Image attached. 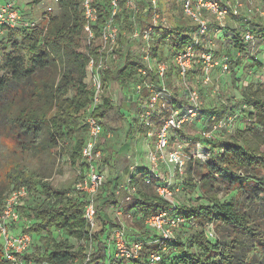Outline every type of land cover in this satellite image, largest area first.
I'll return each mask as SVG.
<instances>
[{
	"label": "trees",
	"instance_id": "obj_1",
	"mask_svg": "<svg viewBox=\"0 0 264 264\" xmlns=\"http://www.w3.org/2000/svg\"><path fill=\"white\" fill-rule=\"evenodd\" d=\"M57 1L59 10L56 14H47L49 16L46 25L38 23L33 27L7 28L0 38V43L4 44L0 48L2 53L6 52V45L10 47L0 61V70H3L0 76V109L8 117L13 130L20 129L12 137V142L16 147L19 146L22 153L29 152L39 156L50 153L53 148L62 147L71 164L75 165L86 139L84 109L92 97L91 90L83 81L85 66L89 56L96 57L99 26L108 15L109 7L107 0L97 3L99 17L94 26V39L91 46L85 45L82 51L85 35L81 0ZM123 2L124 0L121 4ZM128 13L129 10L123 7L117 16L124 31L132 28ZM244 26V31H251L248 26ZM255 29L258 35H264V27ZM180 34L176 33L172 45L173 53L188 41V35ZM231 34V38L236 41L231 46L234 52L246 51L248 44L243 43L242 33L232 31ZM257 64L260 65L259 62ZM139 65L141 63L137 60H127L122 68L115 71L113 77L125 84L134 79ZM111 73L109 69L105 70L104 82L112 78ZM250 89L251 85H246L240 100L246 106L241 110L246 112L250 125L236 129L234 138L223 144L217 141L211 144L210 140L203 139V142L209 144L208 157L205 160L189 161L186 165L189 181H184L185 188L190 192L196 187L199 188L200 198L203 197L204 191L209 192L206 195L208 202L199 204L196 209L179 204L173 209V213L186 217V222L181 224L180 229L187 232L186 240L194 251L186 250L184 239L177 235L168 250L161 252V260L157 264H188L192 260L198 264H264V256L262 260H257L253 256L255 253H250L254 248L253 238L256 233L254 225L249 224V215L240 212L232 202L234 190H242L248 184H252L256 194L264 193V175L258 172V168H264V91L259 88ZM178 101L180 100L175 99L177 106H183ZM112 109V102L104 95L102 103L94 108L92 115L101 122ZM226 109L223 106L221 109L208 107L200 109L199 114L213 124L224 116ZM233 112L230 109L231 115ZM45 128L48 134L42 137ZM147 174L148 171L137 181L133 179L137 187L136 193L123 206V209L130 212L141 224L147 216L170 207L165 199L153 191L150 186L152 184L144 182L143 178ZM9 177L8 191L3 194V190H0V204L12 188L24 185L29 191V197L18 207L27 221L23 231L39 232L42 235L40 238L43 239V250L26 255L28 259L31 258L40 264H117L112 263L113 255L105 250L112 223L107 226L106 222L109 224L110 221L101 219V229L90 233L82 213L86 202L85 195L64 196V192L52 189L45 179L48 177L46 173L42 174L37 170L26 174L19 169ZM219 182L227 184L230 192L234 193L233 196L219 200L217 192L213 190ZM105 186L109 192L99 196L101 208L96 209L99 218L106 205L118 204L114 199L113 189L116 186L111 177L107 178ZM40 196L42 198L39 199ZM31 198L34 203L29 202ZM196 219L204 224H215V229L219 226L217 221L224 226H232L238 229L241 236L224 243L216 237L215 243H212L203 228L198 230L190 225L192 221L198 226ZM56 232H64L69 237L84 240L86 243L93 242L95 250L90 254V258L84 261V248L74 246L67 240L57 239L54 236ZM128 236V233H125L128 246L138 240L143 242V246L137 257L125 262L120 261L118 264H148L149 254L156 249L151 243L154 235L136 234L131 239ZM262 240V237L258 238L257 244L262 247L263 252ZM3 263L0 249V264Z\"/></svg>",
	"mask_w": 264,
	"mask_h": 264
},
{
	"label": "rangeland",
	"instance_id": "obj_2",
	"mask_svg": "<svg viewBox=\"0 0 264 264\" xmlns=\"http://www.w3.org/2000/svg\"><path fill=\"white\" fill-rule=\"evenodd\" d=\"M132 1L135 2V0ZM224 1L225 0H218L221 5L224 4ZM228 2V13L225 16V19H223L225 25L227 26L226 28H222V30L219 31L217 28L218 19L216 16L206 13L211 26L209 27L207 35L204 37V41H211L215 59H219L223 54H228L231 57L229 70L222 72L218 66H214L209 72V82L207 84H203L202 82L204 67L200 63L197 64L194 70H192L188 75V81L190 84L199 88L201 109H206L208 107H217V109H221L222 106L227 109L224 116L214 122V125L210 124L206 117H202V115L199 114L192 122L184 124L181 131L173 133L174 138H178L179 140L181 139L185 142L187 146V154H189V151L195 150L196 147L199 150L197 149L195 151H199L200 153L203 148H207L209 144L203 142V139H208V141L210 140L212 142L211 144L215 141L223 144L224 142H228L230 139H233L236 129H242L247 125H250V122L246 118V112L241 110L246 107L243 106V102H240L242 91H244L246 85L248 84L251 85L250 90L259 88L264 91V35L260 36L257 31H255V28L258 30L259 27H264V15H261V13H264V0H228ZM48 5H51L54 8L52 14H56L59 10L58 5L55 4L53 0H17V7L23 10L25 16L30 20L37 21L40 25H46L48 23V16L50 13L45 18L40 19V16H42ZM167 7L169 11L176 13V15L171 18L174 23L171 27H165L163 24H160L161 26H158L155 29L156 32L154 34L153 55H156V53L159 52L161 59L167 61L170 65L167 76L163 79V81L161 80V82H164L165 79L175 82V74L171 71L174 66V53L172 45L174 39L176 38V33H181L180 35L184 36L189 35L192 32V21L184 16L179 0H168ZM234 8H236L238 12L237 15H232L230 12V9ZM159 13L162 15L163 9H160ZM140 24L142 25L144 23ZM244 25L251 29L253 38L246 46V51L239 52V55H236L231 47L233 43H236V41L231 38V32L233 31L234 33V31H240V33H243L246 28ZM4 33L5 32L0 34V38L4 35ZM2 46H4V44L0 43V48ZM6 46L7 52L10 47L8 45ZM84 46L85 38L83 39L81 46L82 51H84ZM165 51L167 54H165ZM5 53H2V49H0V61H2V57ZM143 55L144 51L142 50L141 45H131L128 37H121V41H119L114 58H111L110 56L108 57L111 58V60L108 59L109 61L107 64L109 65V70L112 71V78L104 83V95L112 97L114 100L112 99L113 109L109 111L101 121L103 129V134L100 140V147L103 152L101 166L105 170L107 178L111 177L113 179V183L116 185L113 189L115 195L114 199H116L118 203H121L122 207L127 203L126 201H128L124 200L127 192L123 190V186L126 184L127 178L129 177L128 166H124V163L128 161L130 156L134 158L135 154L143 158L142 164L145 163L144 156L147 151V146L145 147V145H143V140H139V138L146 137V132L139 127L137 113L134 108L135 106L131 105L132 103H128L126 100V94L133 91V83L137 82L138 78L129 80V82H132V85H124L119 79L114 78L113 76L115 75V71L122 68L127 60H137L141 63V65H143L142 63L144 60L141 58ZM258 62L260 65L257 64ZM2 72L3 70H0V76ZM175 85V88H172L171 84L167 85V87L171 90L173 98L181 100L182 95H186V93L182 91V85L176 82ZM123 86L126 87L125 91ZM247 90L248 89H246V91ZM120 109L122 111L124 110L123 114L120 112ZM230 109L234 111L233 113H238V115H231V113H229ZM240 114H242V116ZM229 116L230 118H228ZM197 129L200 130L198 131ZM130 130L131 135L128 136V131ZM203 131H209L210 136H203ZM146 140H148V138ZM197 142H201L200 146H197ZM134 147L136 148V151H134ZM150 147L151 145L149 146V149ZM78 167H80L78 162H76L75 165L71 164L68 154L63 152L62 147L53 148V150L48 154L35 156L29 152L22 153L19 146L16 147L13 142L12 148L7 154L0 152V190H3V194L8 191V185L10 183L9 176L11 173L18 171L19 169L26 174H29L33 170H37V172L40 171L42 174L46 173V176L48 177L45 179L49 182L53 190L64 192V196L66 197H75L81 195L75 188V184L80 178L78 174ZM167 169L168 168L163 163H160L157 173L161 181H164V179L160 178L162 176L171 177V182L168 184L169 190L171 191L169 198L162 197L158 193L154 184L150 186L153 191L158 196L165 199L169 205L170 203H175L182 206L195 207L196 209L199 204L208 202L206 195H208L209 192L204 191L206 194L203 192V197L200 198L198 197L201 195L199 188L196 187L193 192H190L185 188L186 185L184 181H189L187 168L184 169L182 174H179L176 171H171V173H169ZM258 169V172L264 175V168ZM195 170H197V167H195ZM134 186L136 187V184H134ZM117 189H119V193H115ZM213 190L214 192H217V198L221 201L228 199L235 193L232 202L235 204V207L240 210V212H245L249 215V224L254 225L253 227L256 234L253 238L255 239V241H253L254 248L250 253H255L253 255L254 258L262 260L264 251L262 252V247L257 244V239L260 237L264 239V193L256 194L253 191L252 184L246 185L242 190H234L233 193L230 192L231 190L229 186L222 182L217 183ZM107 192H109V190H107L104 185L95 193L94 205L96 209L101 208V200L99 196H103ZM133 195H131V197ZM40 198H42V196H40L39 199ZM29 202L34 203V199L31 198ZM116 205H106L100 214V218L97 217L96 213V224L93 227L92 232H98L101 229V219H105V221H110V226L112 223V227L110 229L114 227L113 225H120L122 222L124 232L128 233L129 239L135 237L136 234L139 236L145 234L153 235L149 229H146L147 227L144 223L141 224L134 216L125 213L126 211L124 209L123 215L120 219H118V216L116 215ZM195 221L198 226L194 225L193 228L196 227L194 229H206V224L199 222L197 219ZM217 223L219 225L217 226L218 228L215 229V224L212 223L213 228L216 236L218 239L220 238V241L223 243L234 237L238 239L241 236L238 229H235L232 226H224V224H221V222L218 221ZM106 224H108V222H106ZM31 234L33 236L32 243L27 249L25 257L33 252H40L43 250V239L40 238L42 235L39 232H31ZM173 234L174 236L178 235L180 239H184L183 241L186 245V250L189 252L194 251L193 248L190 247L188 240H186L187 232L177 227L174 229ZM54 236H56L57 239L67 240L74 246L83 247V252L86 256L88 254H92L95 250L93 246L90 248L84 240H77L69 237L64 232H56ZM111 236L112 234H110L109 231L108 238L106 239L107 244L105 250L113 255L114 250L112 249ZM208 239L212 243H215V238ZM118 257L120 258L116 257L115 260H113V263L118 264L120 261L125 262L126 259L121 258L120 254H118ZM26 261L29 262V264H40L35 263L31 258L28 259L27 257ZM196 263L197 262L192 260V262L188 264Z\"/></svg>",
	"mask_w": 264,
	"mask_h": 264
},
{
	"label": "built area",
	"instance_id": "obj_3",
	"mask_svg": "<svg viewBox=\"0 0 264 264\" xmlns=\"http://www.w3.org/2000/svg\"><path fill=\"white\" fill-rule=\"evenodd\" d=\"M53 1L55 4L58 2L57 0ZM179 1L184 16L192 21V32L188 35V41L184 46L174 53V66L171 71L175 74V82L182 85L183 89L185 87L187 88V92H185L186 95L189 92L195 94L194 97H192L195 102H188L186 107L185 104H183V106H177L175 98L172 97L171 90L167 87L166 91L164 82H161V80L163 81L167 76L170 68L169 63L161 59L159 52H157L156 55L152 54L153 44L150 45V43L154 42L155 29L161 25L148 24L145 26V24L141 25L139 23V37H133L132 28L129 31L121 29V24L117 16L123 7L130 11L131 4L134 2L132 0H124L121 4L122 0H107L109 10L108 15L99 26L97 54L96 57L89 56L85 66V77L83 81L91 90L92 97L91 102L84 109L86 139L80 153V158L77 161L80 166L78 167L80 178L75 184L77 191L81 195L86 196V202L82 213L90 233H92V229L96 224L94 195L97 190L105 185L107 180L105 170L101 166L103 152L100 147V140L103 129L100 120L93 116L92 113L94 108L102 103L105 86V82L103 81L104 72L106 69H109V65L107 64L109 61L108 59L111 60V58H114L121 36L128 37L131 45L141 44V48L144 51V55L141 57L144 60L142 63L143 65H139L136 68V74L141 80L133 83V91L126 94V100L132 101L133 99H138L140 103H142L143 99L147 100L148 104L151 105L152 100L149 99V97H154L162 104L171 108V111H168V108L153 110L152 107H139L137 113L139 126L145 129L146 137L152 141L151 147L147 152L149 168L147 176L143 178L144 182L152 185L154 184L162 197L169 198L171 195V191L168 187L169 181L168 179H164V181L159 179L157 173L159 164L163 163L167 168L171 167L172 171L182 174L189 161L194 162L197 159L205 160L209 155L207 148H203L200 153L199 151H195L198 149L197 147L187 154L185 142L181 139L174 138L173 133L181 131L184 124L192 122L196 116L199 115L201 109L199 88L194 87L188 81V75L194 70L196 65L200 63L204 67L202 74L203 84L209 82V72L214 66H218L222 72L229 70L231 57L228 54H223L219 59H215L211 41H204V37L207 35L209 27L211 26L206 13L216 16L218 19L217 28L220 31L226 26L223 19H225L228 13L229 2L225 0L224 4L221 5L218 0ZM97 3H101V1L81 0L85 45L88 46H91V42L94 39V26L97 24L99 17ZM53 10L54 8L48 5L42 16H40V19L45 18L46 15ZM159 10L160 9H155L156 14H160ZM153 12L154 9L148 7L147 11L143 13L144 18L150 19ZM230 12L232 15L238 14L236 8L230 9ZM37 24V21L28 19L23 10L17 7V0H0V34L5 32L7 28H26L36 26ZM147 29H152L153 31L148 32ZM145 35L149 37L146 43L142 42ZM252 38L253 34L250 30L243 31L242 39L244 44H248ZM234 53L239 55V51ZM109 56L111 58H108ZM145 61H154L155 63L149 67ZM166 64L168 65L167 67H165ZM161 73H163V77H161ZM112 99L114 100V98L110 97L111 102ZM233 115L236 116L238 113H234ZM173 116L175 117V121L170 126V121ZM228 118H230V116ZM180 121H184V123L180 124ZM175 124H180V127H175ZM202 135L209 137L210 133L209 131H203ZM200 143L201 142H197V146H200ZM173 145L176 147L174 148ZM153 177L155 179H152ZM123 190L127 192L124 200H130L132 198L131 195H133L136 190L132 176L127 178ZM115 193H119V189H117ZM28 197V189L24 185H20L12 188L2 200V204H0V249L2 259L4 260L3 264H29V262L26 261L25 253L32 243L33 236L31 233L23 231V226H26L27 221L18 210V207L22 205ZM175 205V203H170V207L160 209L144 219V224L147 227L146 229H149L154 235L151 243L156 246V249L149 254L148 264H157L161 260V252L167 251L168 246H171L176 237L173 234L174 229L177 227L181 228V224L186 222V217L182 214L173 213ZM123 213V207L121 203H118L116 206V215L118 219L121 218ZM125 213L131 215L130 212ZM190 225L194 226L196 224L191 221ZM204 232L208 238L217 237L211 222L206 224ZM110 234H112L111 241L114 247L113 260H115L116 257L120 258L118 254H120L121 258L126 260H130L139 255L143 242L138 240L132 243L130 245L132 248L126 245L122 222L120 225L116 224L110 230ZM86 244H88L90 248L93 246L95 249V243L89 242ZM89 256L90 254L85 257V261L89 259Z\"/></svg>",
	"mask_w": 264,
	"mask_h": 264
},
{
	"label": "clouds",
	"instance_id": "obj_4",
	"mask_svg": "<svg viewBox=\"0 0 264 264\" xmlns=\"http://www.w3.org/2000/svg\"><path fill=\"white\" fill-rule=\"evenodd\" d=\"M168 0H135L134 3L131 4L130 11L128 13L129 15V22L132 25V35L133 37H139V29H138V24L139 23H144L145 26L148 24H163L165 27H171L173 26V20L171 19L176 15L175 12L169 11L168 7ZM146 5V6H145ZM127 7V6H126ZM148 7H151L154 9V12L151 14L150 19H145L143 16V13L147 11ZM155 9H163L162 15L156 14ZM198 11V10H197ZM261 15H264V13H261ZM204 22V21H201ZM148 32H152V29H147ZM149 37L145 35L143 37L142 42H148ZM165 54L166 51H165ZM145 63L148 64L149 67H151L155 62L154 61H145ZM168 65L166 64L165 67ZM161 77H163V73H161ZM164 84L166 86L165 90L167 91V85L171 84L172 88H175V82L174 81H168L164 80ZM183 92H187V88L185 87ZM194 93H188L187 95H182V98L178 103H184L185 107L188 102H195L192 97H194ZM149 99L152 100V104L149 105L147 100L142 99V103L140 106L143 107H152L153 110H160L163 108H168V111H171V108L168 107L165 104H162L158 100H156L154 97H149ZM186 115H187V110H186ZM175 121V117L173 116L172 120L170 121V126L173 124ZM184 121H180V124H183ZM180 124H175V127L179 128ZM198 131L200 129H197ZM17 131H20V129H15L13 130L12 124L9 122L8 117L4 114L3 110L0 109V152H3L7 154L11 148H12V137L16 134ZM47 129L45 128L44 131L42 132V137L47 136ZM175 148L176 146L173 145ZM143 158H136L133 159L131 156L129 157L128 161L124 163V166H130L134 167L136 163H142ZM169 173H171L172 168L169 167L167 169ZM162 179H168L169 182H171V177H161ZM152 179H155L154 177Z\"/></svg>",
	"mask_w": 264,
	"mask_h": 264
},
{
	"label": "crops",
	"instance_id": "obj_5",
	"mask_svg": "<svg viewBox=\"0 0 264 264\" xmlns=\"http://www.w3.org/2000/svg\"><path fill=\"white\" fill-rule=\"evenodd\" d=\"M157 38V37H156ZM156 40V39H155ZM153 43H150V45H152ZM138 45H141V44H138ZM153 50H154V46H153ZM153 54V53H152ZM134 79H136V78H138V80L137 81H139V80H141L139 77H138V75L137 74H135V76L133 77ZM132 85V82H127V83H125L124 85ZM124 88V91L126 90V87L125 86H123ZM131 88V87H130ZM128 89V88H127ZM125 94H126V92H125ZM109 97V96H108ZM109 99H110V97H109ZM128 103H132L131 105H133V106H135L134 108H135V112L136 113H138V111H139V107H140V101L137 99H133L132 101H127ZM113 104V103H112ZM124 111V110H123ZM123 111L120 109V112H122V114H123ZM140 128H142L141 126H139ZM144 131H145V129L144 128H142ZM130 132H131V130L130 131H128V136H130L131 134H130ZM147 138L146 137H142V138H139V140L141 141V140H143V145H145V147L147 146V151L145 152V156H144V162L145 163H136L135 164V166L134 167H130V166H128V176H132L133 177V179L135 180V181H137L138 179H139V177H142V175L145 173V172H147L148 171V168H149V162H148V160H147V152H148V149H149V146L151 145V140L150 139H148V140H146ZM135 146V145H134ZM135 148V147H134ZM134 151H136V148L134 149ZM136 158H141V156H137V154H135L134 155V158L133 159H136ZM146 161H147V163H146ZM141 175V176H140ZM114 184V183H113ZM116 186V185H115ZM109 224H107V226H108ZM110 226V225H109Z\"/></svg>",
	"mask_w": 264,
	"mask_h": 264
}]
</instances>
